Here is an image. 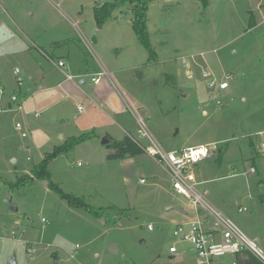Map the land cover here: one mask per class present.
<instances>
[{
	"label": "rangeland",
	"instance_id": "obj_1",
	"mask_svg": "<svg viewBox=\"0 0 264 264\" xmlns=\"http://www.w3.org/2000/svg\"><path fill=\"white\" fill-rule=\"evenodd\" d=\"M107 1L0 0V264H191V247L173 231L186 222L182 210L195 216L165 170L145 153L107 158L111 141L125 137L147 147L144 129L167 152L218 146L221 153L199 163L198 189L264 251V0H154L147 11L152 60L129 9L96 23L94 10ZM61 57L65 73L56 69ZM31 66L67 96L47 112L11 100L18 79L28 93ZM212 79L229 88L209 87ZM84 93H97L114 120L96 112L95 125L81 128L91 107ZM90 132L92 139L49 160L46 170L63 194L104 211L99 218L70 208L33 176L61 136ZM173 245L179 255L170 259Z\"/></svg>",
	"mask_w": 264,
	"mask_h": 264
},
{
	"label": "built area",
	"instance_id": "obj_2",
	"mask_svg": "<svg viewBox=\"0 0 264 264\" xmlns=\"http://www.w3.org/2000/svg\"><path fill=\"white\" fill-rule=\"evenodd\" d=\"M185 66H188L186 63ZM57 67L64 68L63 61L57 62ZM14 75H19V69L15 68ZM68 78L71 79L68 75ZM202 76L210 78L208 73L203 72ZM94 83L98 82L93 78ZM20 85L22 81L17 80ZM208 86L216 87L218 91L224 92L229 88L226 80L217 82L215 79L208 81ZM12 102H17V96L11 97ZM16 130L22 129L20 124L15 125ZM144 136H149V145L142 148L143 152L161 166L170 179V188L176 195L182 196L189 204V208L196 215L194 220L187 221L176 226L173 231L174 238L184 242L191 247L193 251L194 264H228L223 263L225 256L236 257V255L248 252L258 261L264 264V251L257 244L246 237L228 218L217 211L207 200L206 194L199 191L198 186V166L200 162L211 159L219 151L218 146L204 144L193 147H187L179 151H165L144 129ZM25 136L24 133L21 134ZM261 151L264 155V143L261 144ZM250 173L255 170L250 168ZM144 183V180H140ZM246 209H238V212H244ZM203 216L201 220L200 217ZM208 217L212 219L210 222ZM43 221V220H42ZM210 225V226H209ZM152 230V227H148ZM31 251V250H30ZM169 257L175 259L179 253L173 245L169 248ZM232 264H237L233 260Z\"/></svg>",
	"mask_w": 264,
	"mask_h": 264
},
{
	"label": "trees",
	"instance_id": "obj_3",
	"mask_svg": "<svg viewBox=\"0 0 264 264\" xmlns=\"http://www.w3.org/2000/svg\"><path fill=\"white\" fill-rule=\"evenodd\" d=\"M154 0H109L104 3L101 8H96L94 10V16L96 23L98 25L103 24L115 10L129 9L132 14L131 28L135 34L137 42L143 46L149 54V59L152 60L155 56L153 48L150 44L149 32L147 27V11L149 5ZM251 23L250 27H253ZM93 137V132L85 133L79 137H72L64 141V143L56 148L49 154H46L44 159L34 168L33 176L34 178L45 180L48 182V186L51 190L57 193L61 198L67 201L70 208L82 209L94 217H101L103 212L101 209L92 208L83 197L77 195H66L63 194L60 189H58L50 180V175L46 170L47 162L53 158H56L60 154L66 153L75 145L82 142L90 140ZM113 153L107 156L108 160H124L126 158H133L143 154V149L139 146L137 142L129 137H125L122 141L110 143ZM220 152V150L218 151ZM221 153V152H220ZM27 181L30 180L29 177L25 178ZM25 180V181H26ZM24 180L20 179L19 184ZM237 264H260L255 257H253L248 252H243L236 255ZM242 256V257H241ZM245 257V259H243Z\"/></svg>",
	"mask_w": 264,
	"mask_h": 264
},
{
	"label": "crops",
	"instance_id": "obj_4",
	"mask_svg": "<svg viewBox=\"0 0 264 264\" xmlns=\"http://www.w3.org/2000/svg\"><path fill=\"white\" fill-rule=\"evenodd\" d=\"M58 61H63L65 66H66V63L62 57L60 59H58ZM56 69L61 71V69H59L58 67ZM93 69L94 68H90L88 66V64H85L84 73H88V74L91 73V75H92L91 80L93 78H96V77H94L96 74H95V70L93 71ZM62 72L65 73L64 68H63ZM81 72H83V70L77 72L76 74H78L80 77ZM20 73H21V70L19 71V74ZM43 73H42V71H38V69L33 68V66H31V68L29 70V77H27V84H25L27 87L25 92H28V93H24V94L21 93L22 86L24 84V82L22 80V83L19 86L18 91L13 92L12 96L17 95V97L20 100L24 99L22 102L23 103L25 102L24 103L25 105L30 104V106H34L36 109H40L39 110L40 112H47L50 108H52L54 105L58 104V102H60L61 100L64 99V98H61L62 96L66 97V98H67V96L64 94V91L62 90L60 84H56V85L50 84L48 82V78H47L46 74H43ZM97 74H100V73L98 72ZM64 75L66 76L68 74H64ZM68 76L72 77L71 75H68ZM66 78H67V80L72 81L73 77L70 79L66 76ZM97 79H98V77H97ZM98 83H99V79H98V82L95 84H98ZM78 84L80 86L84 85L85 80L80 79ZM84 94H85L86 98L88 100H90L89 102L91 103V107H90L89 117L81 120V122H80L81 128H87L88 125H89V127H93V124L95 125L94 119H95L96 112H100L102 114V116L105 117L108 121L114 120L113 119L114 114L112 113L113 111L111 110V108H108L106 105H104L102 98L97 93H91L89 95L86 93H84ZM72 137H75V136H70L67 139L72 138ZM40 140L43 143L49 141L48 137H46L43 133H41V135H40ZM60 141H62V142L65 141L64 136H61ZM60 145H62V144H60ZM60 145L54 146V148H56ZM189 147H193V146H189ZM181 213L183 214L186 222L196 218V215L194 212H193V214H194L195 218L193 217V215L190 217V213H187L184 210H182ZM200 219H201V217H200ZM232 258H233V260L234 259L236 260L237 256L232 257ZM243 259H245V257ZM191 264H194L193 260H192Z\"/></svg>",
	"mask_w": 264,
	"mask_h": 264
},
{
	"label": "water",
	"instance_id": "obj_5",
	"mask_svg": "<svg viewBox=\"0 0 264 264\" xmlns=\"http://www.w3.org/2000/svg\"><path fill=\"white\" fill-rule=\"evenodd\" d=\"M107 143H108V140L106 138H104L103 141H102V144H107ZM8 200L11 201V198L9 197ZM11 209L16 211V208H14V207L11 208ZM11 261L13 262V259Z\"/></svg>",
	"mask_w": 264,
	"mask_h": 264
}]
</instances>
